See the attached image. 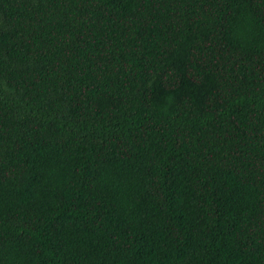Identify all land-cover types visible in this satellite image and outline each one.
<instances>
[{
    "label": "trees",
    "instance_id": "16d2710c",
    "mask_svg": "<svg viewBox=\"0 0 264 264\" xmlns=\"http://www.w3.org/2000/svg\"><path fill=\"white\" fill-rule=\"evenodd\" d=\"M0 264H264V0H0Z\"/></svg>",
    "mask_w": 264,
    "mask_h": 264
}]
</instances>
